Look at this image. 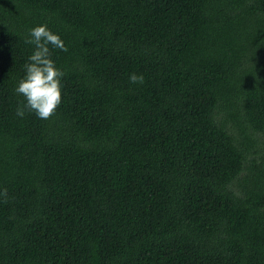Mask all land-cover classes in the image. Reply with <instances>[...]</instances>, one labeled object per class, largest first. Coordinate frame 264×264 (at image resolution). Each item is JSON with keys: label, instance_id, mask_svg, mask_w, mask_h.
<instances>
[{"label": "trees", "instance_id": "16d2710c", "mask_svg": "<svg viewBox=\"0 0 264 264\" xmlns=\"http://www.w3.org/2000/svg\"><path fill=\"white\" fill-rule=\"evenodd\" d=\"M0 264H264V0H0Z\"/></svg>", "mask_w": 264, "mask_h": 264}, {"label": "clouds", "instance_id": "9594fccd", "mask_svg": "<svg viewBox=\"0 0 264 264\" xmlns=\"http://www.w3.org/2000/svg\"><path fill=\"white\" fill-rule=\"evenodd\" d=\"M29 37L26 43L34 45V51L24 65L25 76L15 88V92L25 98V102L17 107L16 115L22 118L27 110L47 120L55 114L62 102L61 80L65 75L51 58L49 46L63 51H67V47L61 37L54 34L46 24L30 29ZM129 80L133 84H142L144 76L132 73Z\"/></svg>", "mask_w": 264, "mask_h": 264}]
</instances>
